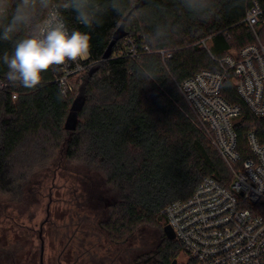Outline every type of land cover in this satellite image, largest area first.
Masks as SVG:
<instances>
[{
    "label": "trees",
    "instance_id": "trees-1",
    "mask_svg": "<svg viewBox=\"0 0 264 264\" xmlns=\"http://www.w3.org/2000/svg\"><path fill=\"white\" fill-rule=\"evenodd\" d=\"M254 1L262 10L259 26L264 29V0H219L207 19L184 12L180 0H120L122 15L109 8L103 26L91 32L85 61L92 64L73 76V91L59 99V66L43 73L41 85L30 89L10 82L0 60V78L8 84L0 90V192H14L61 149L68 159L100 169L118 192V199L107 206L106 219L84 227L106 230L108 243L126 242L127 264H170L181 244L162 231L156 248L149 250L136 242V230L142 225L162 228L164 207L187 199L205 176L225 186L231 180L216 148L190 120L178 85L200 70H216L217 58L254 41L243 20ZM160 10L175 16L164 20ZM64 17L70 29L89 31L71 13ZM120 26L135 38L136 56L120 53V38L109 58L102 59ZM24 35L0 41V57L11 55L15 40ZM144 73L156 80L140 78ZM221 94L241 107L234 127L246 157L248 131L264 142V117L249 110L230 77ZM72 215L91 218L84 207Z\"/></svg>",
    "mask_w": 264,
    "mask_h": 264
},
{
    "label": "built area",
    "instance_id": "built-area-1",
    "mask_svg": "<svg viewBox=\"0 0 264 264\" xmlns=\"http://www.w3.org/2000/svg\"><path fill=\"white\" fill-rule=\"evenodd\" d=\"M261 13L254 1L243 19L253 33V42L217 58L216 70H200L178 85L190 120L216 148L231 171V180L225 186L205 176L187 199L164 207L165 224L181 244L175 264H264V142L253 130L248 131L244 141L247 156H242L234 127L241 107L221 94L224 81L230 77L249 110L264 117ZM197 42L207 48L205 39ZM137 49L131 34L120 39V53L135 57ZM143 49L148 50V46ZM91 64L83 58L59 66L61 74L56 81L64 95L74 89L73 76ZM7 87L0 78V90Z\"/></svg>",
    "mask_w": 264,
    "mask_h": 264
},
{
    "label": "clouds",
    "instance_id": "clouds-1",
    "mask_svg": "<svg viewBox=\"0 0 264 264\" xmlns=\"http://www.w3.org/2000/svg\"><path fill=\"white\" fill-rule=\"evenodd\" d=\"M219 0H180L184 12L194 18L207 19L217 10ZM111 9L122 15L120 0H0V41L16 39L11 55L4 52L0 60L7 66V79L35 89L42 83V74L49 69L86 58L91 53L92 35L102 27ZM71 13L79 28L70 29L64 13ZM142 79L156 80L144 73ZM63 89L58 94L61 98Z\"/></svg>",
    "mask_w": 264,
    "mask_h": 264
},
{
    "label": "rangeland",
    "instance_id": "rangeland-1",
    "mask_svg": "<svg viewBox=\"0 0 264 264\" xmlns=\"http://www.w3.org/2000/svg\"><path fill=\"white\" fill-rule=\"evenodd\" d=\"M160 16L172 20L175 15L160 10ZM114 199H118V192L111 189L100 169L80 160L68 159L59 149L48 165L31 172L27 181L14 192H0V246L4 244V238L12 240L13 233L19 229L39 227L47 216V209V217L53 226L68 224L69 215L80 207L90 214V222L104 221L106 205ZM136 233V242L150 250L158 245L162 228L142 225Z\"/></svg>",
    "mask_w": 264,
    "mask_h": 264
},
{
    "label": "flooded vegetation",
    "instance_id": "flooded-vegetation-1",
    "mask_svg": "<svg viewBox=\"0 0 264 264\" xmlns=\"http://www.w3.org/2000/svg\"><path fill=\"white\" fill-rule=\"evenodd\" d=\"M47 216L39 227L19 229L10 241L4 238L0 264H127L126 242L108 243L106 230L84 227L89 219L71 214L68 224L53 226Z\"/></svg>",
    "mask_w": 264,
    "mask_h": 264
},
{
    "label": "water",
    "instance_id": "water-1",
    "mask_svg": "<svg viewBox=\"0 0 264 264\" xmlns=\"http://www.w3.org/2000/svg\"><path fill=\"white\" fill-rule=\"evenodd\" d=\"M125 35V32L123 31V27L120 26L116 31L115 33L113 34V37L112 39L110 40L109 44L107 45L105 51L103 52L102 54V59H107L109 58V56L111 55L112 53V50H113V45L116 43L117 39H120L122 38L123 36ZM52 186H53V181H52ZM52 188V187H50ZM50 188H49V195H50ZM50 201V199H49ZM47 213H48V209H47ZM162 231H163V234L165 235L166 238L168 239H173L174 238V233L171 229V227L168 225V224H165L163 227H162ZM176 263V259L174 258L170 264H175Z\"/></svg>",
    "mask_w": 264,
    "mask_h": 264
}]
</instances>
